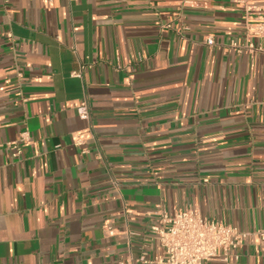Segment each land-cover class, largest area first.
<instances>
[{
    "label": "crops",
    "instance_id": "obj_1",
    "mask_svg": "<svg viewBox=\"0 0 264 264\" xmlns=\"http://www.w3.org/2000/svg\"><path fill=\"white\" fill-rule=\"evenodd\" d=\"M242 12L239 0H0V264L156 253L157 205L247 232L205 264H264V57L228 47Z\"/></svg>",
    "mask_w": 264,
    "mask_h": 264
},
{
    "label": "built area",
    "instance_id": "obj_2",
    "mask_svg": "<svg viewBox=\"0 0 264 264\" xmlns=\"http://www.w3.org/2000/svg\"><path fill=\"white\" fill-rule=\"evenodd\" d=\"M239 1L243 8L244 29L240 38H230L228 47L237 53L246 52L264 57V0ZM6 35L10 37L9 33ZM205 43L214 45V36H206ZM79 74L76 72L75 75ZM77 114L83 119L89 117L85 100L78 105ZM27 138L28 132L23 131L20 141ZM7 145L13 157L21 155L17 141L8 142ZM153 212L157 217L149 224V231L159 242L160 250L153 254L141 251L136 258L118 260L115 264H205L213 258L227 261L231 252L247 235L246 231L237 226L204 217L193 208H177L168 213L163 206L157 205ZM233 257L237 259L238 254L234 253Z\"/></svg>",
    "mask_w": 264,
    "mask_h": 264
}]
</instances>
